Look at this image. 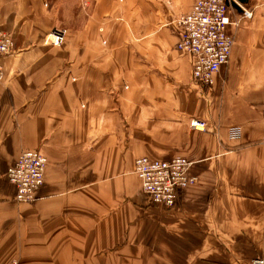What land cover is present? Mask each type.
Here are the masks:
<instances>
[{"label": "crops", "instance_id": "0c3cea01", "mask_svg": "<svg viewBox=\"0 0 264 264\" xmlns=\"http://www.w3.org/2000/svg\"><path fill=\"white\" fill-rule=\"evenodd\" d=\"M259 1L229 26L231 58L209 88L177 50L175 22L196 0H0V30L15 42L0 80V264L264 259ZM56 28L65 44L45 46ZM26 150L48 158L34 204L17 203L5 177ZM178 156L197 184L172 209L151 205L135 161Z\"/></svg>", "mask_w": 264, "mask_h": 264}, {"label": "built area", "instance_id": "2783aa9c", "mask_svg": "<svg viewBox=\"0 0 264 264\" xmlns=\"http://www.w3.org/2000/svg\"><path fill=\"white\" fill-rule=\"evenodd\" d=\"M233 0H196L192 10L177 20L179 29L177 50L190 57L193 80L205 87H212L216 75L229 64L235 38L229 34V26H240L238 14L231 6ZM241 15V14H240ZM241 17L252 19L254 14L246 10ZM66 32L55 29L45 39V44L55 48L65 42ZM14 42L0 31V80L4 77L2 59L7 56ZM190 126L199 132L207 130L201 120H192ZM264 144V136L262 138ZM48 159L39 151L23 152L17 162L7 171V178L16 190V200L33 203L45 184ZM194 163L177 157L169 161L140 158L135 173L142 182L143 193L156 207L172 208L176 205L182 190L193 186L198 179L191 175ZM252 264H264L258 259Z\"/></svg>", "mask_w": 264, "mask_h": 264}, {"label": "rangeland", "instance_id": "374dc122", "mask_svg": "<svg viewBox=\"0 0 264 264\" xmlns=\"http://www.w3.org/2000/svg\"><path fill=\"white\" fill-rule=\"evenodd\" d=\"M259 3H261V5H263V4H264V0H260ZM250 4H251V3H250ZM250 4L246 6V10H247V8L250 6ZM247 11L251 12L250 10H247ZM252 13H253V12H252ZM238 14H239V13H238ZM253 14H254V13H253ZM182 16H183V15H182ZM180 17H181V16H180ZM180 17H178L177 20H178ZM239 17L241 18V19H240V22H241L242 19H247V18H243V17H241L240 15H239ZM177 20H176V22H175V25H176V26H177ZM247 20H251V19H247ZM56 29H58V28H56ZM54 30H55V29H54ZM59 30H62V31H65V32H66V39H67V31H66V30H63V29H59ZM0 31H2V30H0ZM2 32L6 33L5 31H2ZM6 34H7L10 38H12L8 33H6ZM50 34H51V33H50ZM50 34H48V35L44 38V42H43L44 45L47 46V47H52V46H48V45L45 44V39H46ZM66 39H65V42H66ZM12 40H13V42H14V39H13V38H12ZM65 42L61 45V47L65 44ZM61 47H59V48H61ZM14 48H15V42H14V47L12 48V50L10 51V53L2 59V66H3V60H4L6 57H8V56L13 52ZM52 48H55V47H52ZM56 49H57V48H56ZM3 70H4V66H3ZM3 72H4V71H3ZM3 78H4V77H3ZM1 80H2V79H1ZM193 81H194V80H193ZM194 82H195V81H194ZM195 83H196V82H195ZM196 84H198V83H196ZM199 85H200V84H199ZM26 151H28V150H26ZM36 151L41 152L40 150H36ZM24 152H25V151H24ZM22 153H23V152H22ZM41 153H42V152H41ZM42 154H43V153H42ZM43 155H44V154H43ZM44 156H45V155H44ZM19 157H20V156H19ZM45 157H46V156H45ZM178 157H181V156H178ZM46 158H47V157H46ZM140 158H148V157H140ZM140 158H138V159H140ZM175 158H177V157H175ZM182 158H185V157H182ZM18 159H19V158H18ZM47 159H48V158H47ZM138 159H137V160H138ZM151 159H152V158H151ZM173 159H174V158H173ZM186 159H187V158H186ZM137 160L135 161V166H136V162H137ZM155 160H160V159H155ZM170 160H172V159H170ZM188 160H189V159H188ZM162 161H169V160H163V159H162ZM189 161H191V160H189ZM16 162H17V161H16ZM16 162H15V163H16ZM191 162H192V161H191ZM15 163H14V164H15ZM193 163H194V162H193ZM11 166H12V165H11ZM11 166H10V167H11ZM47 166H48V165H47ZM10 167H9V168H10ZM9 168H8V169H9ZM47 168H48V167H47ZM135 168H136V167H134V173H135ZM7 171H8V170H7ZM7 171H6L5 177H6V179L8 180V178H7ZM46 172H47V169H46ZM135 174H136V173H135ZM136 176L138 177L137 174H136ZM45 177H46V175H45ZM138 178H139V177H138ZM139 180H140V179H139ZM8 182H9V181H8ZM140 182H141V180H140ZM9 183H10V182H9ZM141 184H142V182H141ZM196 184H197V183H196ZM41 189H42V188H41ZM41 189H40V190H41ZM40 190H39V191H40ZM142 190H143V188H142ZM38 194H39V192H38ZM143 194H144V193H143ZM144 196H145V194H144ZM145 198H146V200H147L151 205H153V204L148 200V198H147L146 196H145ZM38 199H39V195L37 196V200H38ZM37 200H36V201H37ZM15 201H16L17 203H19V204H34V203L36 202V201H35V202H33V203H23V202H19V201H17V200H16V190H15ZM177 202H178V201H177ZM176 204H177V203H176ZM175 206H176V205H175ZM175 206H174V207H175ZM174 207H172V208H174ZM172 208H170V209H172ZM165 209H168V208H165ZM10 264H19V263H18V261H12Z\"/></svg>", "mask_w": 264, "mask_h": 264}, {"label": "water", "instance_id": "95a60500", "mask_svg": "<svg viewBox=\"0 0 264 264\" xmlns=\"http://www.w3.org/2000/svg\"><path fill=\"white\" fill-rule=\"evenodd\" d=\"M251 1L252 0H233L231 2V6L236 12H238L239 14H242L244 13L242 6L249 5Z\"/></svg>", "mask_w": 264, "mask_h": 264}, {"label": "bare ground", "instance_id": "6f19581e", "mask_svg": "<svg viewBox=\"0 0 264 264\" xmlns=\"http://www.w3.org/2000/svg\"><path fill=\"white\" fill-rule=\"evenodd\" d=\"M243 10L246 12V9L244 8V6H242Z\"/></svg>", "mask_w": 264, "mask_h": 264}]
</instances>
